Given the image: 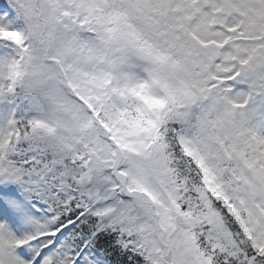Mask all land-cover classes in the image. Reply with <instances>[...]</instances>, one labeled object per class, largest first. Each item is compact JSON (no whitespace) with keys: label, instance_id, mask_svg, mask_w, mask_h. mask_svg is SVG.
<instances>
[{"label":"snow or ice","instance_id":"6c2138e0","mask_svg":"<svg viewBox=\"0 0 264 264\" xmlns=\"http://www.w3.org/2000/svg\"><path fill=\"white\" fill-rule=\"evenodd\" d=\"M0 264H264V0H0Z\"/></svg>","mask_w":264,"mask_h":264}]
</instances>
